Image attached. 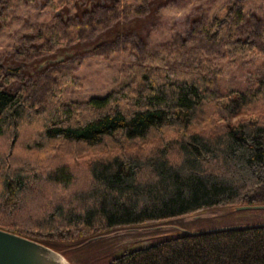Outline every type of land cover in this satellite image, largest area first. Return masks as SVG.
Here are the masks:
<instances>
[{
    "label": "trees",
    "instance_id": "16d2710c",
    "mask_svg": "<svg viewBox=\"0 0 264 264\" xmlns=\"http://www.w3.org/2000/svg\"><path fill=\"white\" fill-rule=\"evenodd\" d=\"M229 44L255 53L252 42ZM250 81L221 93L198 64L149 53L123 86L87 100H64L81 86L68 66L42 104L0 83V228L65 254L113 226L264 205V74ZM110 264H264V223L186 231Z\"/></svg>",
    "mask_w": 264,
    "mask_h": 264
},
{
    "label": "rangeland",
    "instance_id": "374dc122",
    "mask_svg": "<svg viewBox=\"0 0 264 264\" xmlns=\"http://www.w3.org/2000/svg\"><path fill=\"white\" fill-rule=\"evenodd\" d=\"M81 1L84 8L55 10L51 0H0V83L24 89L42 104L55 71L68 66L81 86L69 84L64 100H87L123 86L132 64L149 53L165 54L172 66L198 64L221 93L244 90L252 75L264 74V0ZM236 40L254 43L255 53L231 50ZM263 223L264 208L208 205L169 219L113 226L60 253L72 264H110L124 250L186 231Z\"/></svg>",
    "mask_w": 264,
    "mask_h": 264
},
{
    "label": "water",
    "instance_id": "95a60500",
    "mask_svg": "<svg viewBox=\"0 0 264 264\" xmlns=\"http://www.w3.org/2000/svg\"><path fill=\"white\" fill-rule=\"evenodd\" d=\"M242 208L260 207L243 205ZM0 264H72L59 251L31 238L0 228Z\"/></svg>",
    "mask_w": 264,
    "mask_h": 264
}]
</instances>
